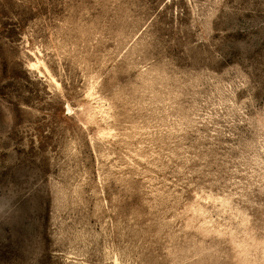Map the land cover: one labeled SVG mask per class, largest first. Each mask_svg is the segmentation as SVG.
<instances>
[{"label":"rangeland","instance_id":"1","mask_svg":"<svg viewBox=\"0 0 264 264\" xmlns=\"http://www.w3.org/2000/svg\"><path fill=\"white\" fill-rule=\"evenodd\" d=\"M0 264H264V0H0Z\"/></svg>","mask_w":264,"mask_h":264}]
</instances>
